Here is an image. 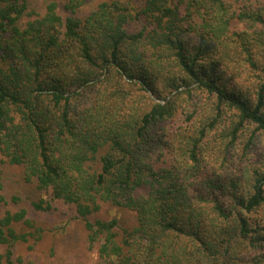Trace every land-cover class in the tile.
<instances>
[{
  "label": "trees",
  "instance_id": "obj_1",
  "mask_svg": "<svg viewBox=\"0 0 264 264\" xmlns=\"http://www.w3.org/2000/svg\"><path fill=\"white\" fill-rule=\"evenodd\" d=\"M87 1L0 0V165L35 183L33 210L74 208L97 264H264V169L229 177L225 163L264 141V0H101L78 16ZM247 68L257 82L243 85ZM206 105L193 133L159 124ZM3 191L0 171V264H23L15 246L45 228Z\"/></svg>",
  "mask_w": 264,
  "mask_h": 264
},
{
  "label": "rangeland",
  "instance_id": "obj_2",
  "mask_svg": "<svg viewBox=\"0 0 264 264\" xmlns=\"http://www.w3.org/2000/svg\"><path fill=\"white\" fill-rule=\"evenodd\" d=\"M48 1L49 0H28V5L31 9L43 12ZM98 1L101 0H88L79 8L77 15L84 16L89 13L95 8ZM135 2L137 5H140L143 1L135 0ZM60 5L62 6V3H60ZM61 6L59 7L60 10ZM234 6L235 5H232L233 8ZM63 11V14H69L66 10L63 9ZM27 19H29V17H25L23 21ZM235 28L239 32L245 31L250 34H254L257 29V27H251L249 23L244 21L238 22L235 25ZM239 65L240 67L243 65L241 60H239ZM244 74L243 85H249L253 82H257V80H254L257 75L256 72L247 68L246 73L244 72ZM208 107L209 106L206 105L197 108L196 113L193 114L190 119H187L185 115V113L187 114L190 111L187 108L186 111L182 110V112L178 115L180 120H177L176 118L168 119L160 122L159 124L167 130L173 128L184 130L186 133H193L195 129L200 127L199 121L202 122L207 115H211L210 108ZM228 131V122L224 123L221 121L214 129L208 132L205 140L207 141V144L209 140H212V143L208 145H214L213 147L208 148L207 152L208 158L212 163L215 162V158L218 155L221 157L219 149L225 148L229 139L227 136ZM242 140L243 138H241L240 142H242ZM252 145L254 150L253 152L248 153L247 156L241 155V144L237 146L236 149L231 150L234 161L228 160L225 162L228 167V169H226V173L229 177L241 175L243 167L251 166V164L264 169V165L259 159L258 154L259 152L264 154L263 136L258 135L256 144ZM0 171L2 172V184L5 191H3L4 194L8 197L12 194H16L21 198V203L15 205L13 208H18L19 206L25 207L28 210L29 217H31L36 224L45 228L42 238L38 242H35L32 249L28 250L26 243L17 244L15 246V255L20 254L21 257H23L25 261L23 264H97L96 253L87 247L83 223L76 217V212L72 206L65 204L61 200H55L53 201L54 208L52 211H35L30 206V201L39 199L40 194L35 188V183L24 181L22 167L6 163L0 165ZM242 183L246 189L245 181L242 180ZM7 208L8 205L0 202V215H2L3 210ZM102 214L106 217L117 216L123 224L129 226L133 225L135 222L134 213L119 210L114 207L106 206L102 209V211H100V215ZM3 250L4 246H0V252Z\"/></svg>",
  "mask_w": 264,
  "mask_h": 264
}]
</instances>
